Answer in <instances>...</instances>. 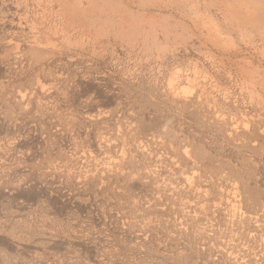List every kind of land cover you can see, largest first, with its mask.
I'll use <instances>...</instances> for the list:
<instances>
[{
	"label": "rangeland",
	"instance_id": "obj_1",
	"mask_svg": "<svg viewBox=\"0 0 264 264\" xmlns=\"http://www.w3.org/2000/svg\"><path fill=\"white\" fill-rule=\"evenodd\" d=\"M195 1L0 0V264H264V188L243 206L225 173L187 165L204 130L151 90L208 51L188 32ZM49 14L51 56L34 60L13 31L33 45ZM243 50L232 63H264L261 40ZM243 210L260 234L234 231Z\"/></svg>",
	"mask_w": 264,
	"mask_h": 264
},
{
	"label": "bare ground",
	"instance_id": "obj_2",
	"mask_svg": "<svg viewBox=\"0 0 264 264\" xmlns=\"http://www.w3.org/2000/svg\"><path fill=\"white\" fill-rule=\"evenodd\" d=\"M199 2V0L193 2V7L197 11V15L190 20L188 32L191 41L194 42V46L197 44L196 50L208 51L203 54L195 53L191 58L192 65H190V67L188 66L189 68L185 71L176 72L166 87L159 86L155 83H151L152 87H150L154 93L156 92L159 95V102L161 101V104L157 102V100L156 102L160 104L158 107L171 105L177 109L178 113L181 111L187 119H189L191 123L189 126H200L199 128H203L204 130V132L200 130L203 132L200 135H191L188 138H186L187 136L185 137L186 141L184 140V143L188 142L192 147H195V155H193L191 151V155L194 156L195 160L191 158L188 159L189 157H187V160L186 157L183 158L188 161L189 164L187 163V165H191L192 169H194V167L206 168L208 172H212L213 177H216L220 173H225L236 182L238 188L240 187L239 190L242 191L241 194L238 195L239 198L235 200L236 202H241L242 204L245 201L248 203V201L252 200L254 197L257 198L255 199L256 201L259 197L258 190L264 188V63H260L259 66H256L253 61L246 58L234 61V63H232V59L242 56L243 49L246 48L248 43H252L255 40H261L264 49V0H203L200 5ZM21 4H23V2H21ZM14 20L17 22L12 21V26H17L20 30L28 25V23L25 22L26 20L19 14H16ZM55 21L56 19L53 15L49 14L39 22V25L35 24V27L30 26L31 32L35 31L33 45L32 43L30 45L28 44L29 38L23 32L18 33L13 31L14 34L17 35L16 40L18 41V45H20V43H26L27 55H33V59L35 57L39 60L49 55L51 48H48L50 51H46L45 47H48L50 41L53 39V33L50 31L49 27L51 24H54ZM23 23H25V26H23ZM23 48L25 50V47H22V49ZM215 53L222 57H218ZM262 54L264 56V50ZM233 65H239L237 71L233 69ZM27 70L32 71V69L29 68ZM232 71L235 73H232ZM40 75H42L44 79H46V76L49 77L45 70H42ZM38 81L35 82L33 90L40 89L44 93L45 88L43 85L39 84ZM235 81H238L239 84H233ZM131 85L130 87H132ZM140 95L138 94L137 96ZM162 104H164V106ZM187 119L184 118L180 120L184 121ZM178 122L180 121L178 120ZM182 124L183 123H181V126H183ZM192 128L190 131H192ZM195 130L197 129H194V131ZM205 133H207L206 137L210 139V144H207L209 147L206 149H211L212 151L209 150L211 153H205L204 146L200 145L205 141L204 138H202L205 137ZM193 134L197 133L193 132ZM203 134L204 136H202ZM199 142L201 143L199 144ZM178 150L176 149V154ZM181 154L182 153H180V155ZM181 157L183 156L181 155ZM181 157L179 156V158ZM183 159L181 158V160ZM181 160L178 159V162ZM181 162L183 164V161ZM128 163L131 165L132 160ZM196 168L195 170H197ZM192 169L189 168V170L193 171ZM182 174L180 170L176 171V182L183 183L184 177ZM216 180L215 178L214 181L212 179V183ZM210 181L211 179L209 183H211ZM232 189L233 188H231V190ZM262 193L264 194V191H262ZM236 197H234V199ZM253 202L254 200L250 203L253 205ZM244 205L245 203L243 206ZM140 208L143 209L141 206ZM132 209H134V207ZM241 212L242 213H238V216L236 215V218L234 216V231L239 235H245L243 234L244 231L241 230V226L247 224L249 226L247 229L250 230V228H252V231L254 230L257 234H260L262 230L257 225L259 221L257 217L251 216L252 213L247 215V210V213H243L244 210ZM258 252L261 253V259L264 260L263 247H260V251L258 248ZM250 261H252V259H250ZM178 263H181V261Z\"/></svg>",
	"mask_w": 264,
	"mask_h": 264
}]
</instances>
